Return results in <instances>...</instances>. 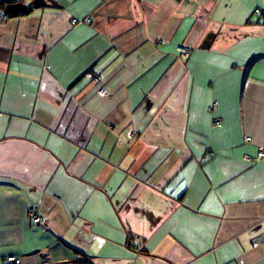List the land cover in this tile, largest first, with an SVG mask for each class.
I'll use <instances>...</instances> for the list:
<instances>
[{
	"label": "crops",
	"instance_id": "0c3cea01",
	"mask_svg": "<svg viewBox=\"0 0 264 264\" xmlns=\"http://www.w3.org/2000/svg\"><path fill=\"white\" fill-rule=\"evenodd\" d=\"M32 1L0 18V264H264V0Z\"/></svg>",
	"mask_w": 264,
	"mask_h": 264
},
{
	"label": "built area",
	"instance_id": "2783aa9c",
	"mask_svg": "<svg viewBox=\"0 0 264 264\" xmlns=\"http://www.w3.org/2000/svg\"><path fill=\"white\" fill-rule=\"evenodd\" d=\"M45 2H49L50 0H44ZM254 14L258 17H260V19H262L264 21V12L262 9L260 8H256L254 10ZM7 17V14L4 10H0V18H5ZM86 22V23H91V18H87L86 20H83V19H78V18H74L72 19V22L74 24H80V23H83V22ZM179 51H181L182 53H185L187 54L189 49L186 47V46H179ZM85 76L89 79H91L92 81L96 82V83H102L105 79V75L103 73H96L94 70H89L86 72ZM99 93L100 95H106L107 94V90L104 88V87H101L99 89ZM216 124H220V121H215ZM251 138L250 137H247L246 138V141H250ZM256 156L258 158H264V145L260 146L258 148V151H257V154ZM246 159L247 160H251L252 157L250 155H247L246 156ZM37 207L35 206H31L29 207V215L31 217V219L33 220V222L35 224H40V223H43L44 222V217L41 216L38 212H37ZM8 261L10 262H15V264H19L20 261L18 259H16L15 257H10L8 259Z\"/></svg>",
	"mask_w": 264,
	"mask_h": 264
},
{
	"label": "water",
	"instance_id": "95a60500",
	"mask_svg": "<svg viewBox=\"0 0 264 264\" xmlns=\"http://www.w3.org/2000/svg\"><path fill=\"white\" fill-rule=\"evenodd\" d=\"M7 4V13H25L27 12L28 5L23 3V0H2ZM33 7H45L49 6L48 2L44 0H33Z\"/></svg>",
	"mask_w": 264,
	"mask_h": 264
},
{
	"label": "trees",
	"instance_id": "16d2710c",
	"mask_svg": "<svg viewBox=\"0 0 264 264\" xmlns=\"http://www.w3.org/2000/svg\"><path fill=\"white\" fill-rule=\"evenodd\" d=\"M32 9V7L27 9V12H29ZM0 10H4L7 14V16H15V13H7V4L0 0Z\"/></svg>",
	"mask_w": 264,
	"mask_h": 264
},
{
	"label": "rangeland",
	"instance_id": "374dc122",
	"mask_svg": "<svg viewBox=\"0 0 264 264\" xmlns=\"http://www.w3.org/2000/svg\"><path fill=\"white\" fill-rule=\"evenodd\" d=\"M26 3H31L32 0H24Z\"/></svg>",
	"mask_w": 264,
	"mask_h": 264
}]
</instances>
